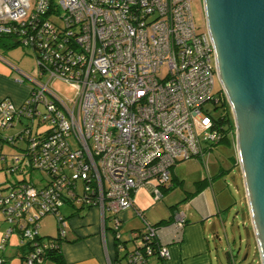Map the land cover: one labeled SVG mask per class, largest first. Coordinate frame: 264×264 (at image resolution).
I'll return each instance as SVG.
<instances>
[{"label":"built area","instance_id":"obj_1","mask_svg":"<svg viewBox=\"0 0 264 264\" xmlns=\"http://www.w3.org/2000/svg\"><path fill=\"white\" fill-rule=\"evenodd\" d=\"M191 3L0 0V40L30 49L36 59L34 75L18 72L16 79L27 84L26 100L0 101V146L21 152L7 174L44 175L40 187L0 184V211L10 224L1 250L15 230L21 243L33 240L47 214L58 218L64 237L67 204L99 207L120 238L118 214L133 208L141 187L154 182V198L162 200L173 167L204 161L205 146L224 140L218 107L227 97L222 86L216 91L215 49L208 32L197 31ZM56 80L76 89L73 100L53 91ZM0 159L7 163L6 155ZM172 227L181 234L185 217L176 213ZM156 233L144 221L142 232L130 234L128 264H149ZM158 245L166 263L169 250ZM34 247L27 264L47 245Z\"/></svg>","mask_w":264,"mask_h":264},{"label":"crops","instance_id":"obj_2","mask_svg":"<svg viewBox=\"0 0 264 264\" xmlns=\"http://www.w3.org/2000/svg\"><path fill=\"white\" fill-rule=\"evenodd\" d=\"M15 93L17 94V92L0 93V101L9 98L16 106H20L29 96L28 88L25 94L18 92L17 96ZM229 148L231 149V145ZM235 150H237L236 147ZM227 154L231 162L239 166L237 152L234 155ZM229 168L228 163L223 162L222 169L216 175L197 174L193 180L195 189H188L186 179L177 173L175 166L171 170V184L162 189L163 198L160 201L155 200L152 192L154 182L141 187L133 196V208L118 214L121 222L120 240L130 241L131 233L143 229V225L141 227L140 225H128L132 221L142 220L152 225L163 223L158 228V238L170 253V259L166 264H214L215 259H218L215 256L219 250L218 242L222 246L225 240L228 247L227 250L225 248L228 261L231 264H237L233 248L237 239L235 220L239 215L244 216L247 248H249L250 237L254 238L255 244L256 240L244 185L243 200L239 202L227 184L225 187L222 183L227 175H231ZM218 180H222L221 183L217 182ZM241 180L243 183L242 174ZM177 186L185 192L180 196L181 201L175 200ZM238 207L240 210L237 209ZM77 209L74 205L67 204L61 211L66 218L67 225L66 240L61 245L65 264H108L109 260L114 263L117 258L120 260L119 264H128L124 257L125 248L117 251L115 246V234L110 215L108 213L105 215L99 207L79 212ZM235 209L238 211L236 216H233L230 235L227 225ZM75 212L78 213L73 215ZM137 212L142 216H139ZM176 213L182 214L186 221L181 234H177L172 227ZM238 237L242 244L245 238L241 234ZM255 246L257 249V244ZM127 248L128 252L131 251L133 243H128ZM16 255L18 256V250ZM21 264H23L22 261Z\"/></svg>","mask_w":264,"mask_h":264},{"label":"water","instance_id":"obj_3","mask_svg":"<svg viewBox=\"0 0 264 264\" xmlns=\"http://www.w3.org/2000/svg\"><path fill=\"white\" fill-rule=\"evenodd\" d=\"M260 264H264V0H203Z\"/></svg>","mask_w":264,"mask_h":264},{"label":"rangeland","instance_id":"obj_4","mask_svg":"<svg viewBox=\"0 0 264 264\" xmlns=\"http://www.w3.org/2000/svg\"><path fill=\"white\" fill-rule=\"evenodd\" d=\"M191 11L197 31L199 33H206L207 26L203 0H192ZM6 45L9 44H7L5 40H0V93L17 92V94L15 93L17 96L18 92L21 94H25L27 93V84L20 85L16 82V79H19L21 77L18 72H23L28 75H34L36 59L34 58L32 51L26 47L17 45L16 47H12L11 49H9ZM50 86L54 92H56L65 100L71 101L76 95V89L61 80H56L52 82ZM219 89H221V84L217 79L216 91ZM40 110L44 111L45 106L41 105ZM20 128L21 127L18 126L16 131H18V129ZM235 143L236 133L234 136L233 134H231V132H227L225 139L221 141L218 145L213 146L212 149H209L207 145L205 146L206 152L204 155V161L201 159L199 160L193 158L178 163V165L176 166L177 173L181 177L186 179V187L188 189H195L193 180L197 174L201 173L202 175L206 176V174L210 173L216 175L219 173L220 169H222V163L226 162L230 166L229 169L231 171V175H227V178L222 183L225 185V187L227 184L228 188L233 193L236 200L242 202L244 192L243 183L241 180L240 167L237 165L235 166V164L231 162V158L230 156H228L229 154H227L231 153L232 155H234L237 152V150H235ZM230 145L231 149L229 148ZM1 153L7 156L6 164H1L0 159V183H3L7 180L6 173L9 172L8 168H10L11 166H15V163L13 161L14 157L20 155L21 152L16 147H12L9 144H4ZM31 175L35 184L44 185V181H41L42 174L39 171H30L26 169L24 173L8 174V178L10 179V181L15 182L16 180L22 179L23 177H26L28 180H30ZM221 181L218 180L217 182L221 183ZM175 191L177 192L175 194V200L181 201L182 198L180 196L185 193L184 190H182L180 186H177ZM237 209L240 210L239 207ZM237 209H235L231 219L228 222L227 230L229 232L232 227L231 224L233 221V216H236V212L238 211ZM243 217L244 216L239 215L237 217V220H235L237 239L233 249L236 255L237 264H260V258L258 256L257 249L255 246L256 244L253 237H250L249 248H247L248 241L246 240V230L244 228ZM128 225H140V227L141 225H143L144 227V222L142 220L136 222L132 221V223ZM237 226L239 227V229ZM9 229L10 224L5 221L4 215L0 211V246L2 245V241ZM57 232L58 220L56 219V217L52 214L45 215L39 222V234L41 236L49 237L55 236ZM239 234H241L243 238H245L242 244L240 243L238 237ZM21 242L22 241L20 233L15 232L11 234L10 238L8 239L5 249L1 250L0 248V258L5 257L4 259L6 260V264H21L20 256L16 255V251L21 245ZM218 248V252L215 253V256H217L218 259H215L214 264H231L229 263L228 258L226 256V250L228 249L226 240L225 242L223 241L222 246L218 242ZM46 264L54 263L48 261L46 262Z\"/></svg>","mask_w":264,"mask_h":264},{"label":"trees","instance_id":"obj_5","mask_svg":"<svg viewBox=\"0 0 264 264\" xmlns=\"http://www.w3.org/2000/svg\"><path fill=\"white\" fill-rule=\"evenodd\" d=\"M9 49H11L12 47H16V44H9L6 45ZM222 103L221 106L218 107V109L221 110L220 112V116L218 117V120L220 121L221 124H224L226 126V133L227 132H231V134H233L235 136V125L234 122L232 120V115H231V109L230 106L226 100L225 97H222L221 99ZM228 126V129H227ZM225 139V138H224ZM3 146H0V156L3 155L1 153ZM42 174V173H41ZM7 176V180L3 183L0 184H4V183H11L12 185H16L14 184V182L10 181V179L8 178V174L6 173ZM44 179V175L42 174V178L41 181ZM15 182L17 183H32L35 186H41L38 184L34 183V180L32 179V175H31V179L28 180L26 177H23L22 179H18ZM75 208H78L77 211H81V210H88L90 208H93L94 206H74ZM78 212H75L73 215H76ZM56 217V216H55ZM111 217V215H110ZM56 219L58 220V218L56 217ZM108 219V217H107ZM64 220L66 221V218L64 217ZM6 221V220H5ZM186 222V221H185ZM161 224H157V225H153L156 228V239L151 240L150 242H148V244L152 247L153 250V255L152 256H147L148 262L149 264H166L165 261L159 256L158 253V242L159 238H158V228L160 227ZM152 225V224H151ZM16 229V228H15ZM144 229V227H143ZM143 229L141 230H137L134 232H142ZM60 227H59V223H58V232L55 236H41L39 233L37 236H35V238L33 240H27L24 244L21 243V245L18 247V256H20V259L22 261V263L27 264V258L29 257V255L32 252H36V248L34 247V244H38L41 247H44L45 245H47V247H45L40 254L37 256V260H35V264H46V262L50 261L53 262L54 264H65L64 260H63V256L61 253V245L62 243L66 240V234L63 237L60 234ZM18 232V231H14L13 233ZM39 232V231H38ZM133 232V233H134ZM20 233V232H19ZM21 234V233H20ZM115 234V233H114ZM22 239V236H21ZM115 246L117 248V251L125 248L126 250V254H125V259L127 260V263L129 261V254L131 251H127V244L130 243V241H122L120 240V238H117L115 236ZM133 243V241H131ZM134 244V243H133ZM163 245V244H162ZM165 246V245H164ZM134 247V245H133ZM166 247V246H165ZM5 257H1L0 259L3 260V263L6 264V260L4 259ZM120 260L117 258L116 261L114 262V264H119Z\"/></svg>","mask_w":264,"mask_h":264}]
</instances>
